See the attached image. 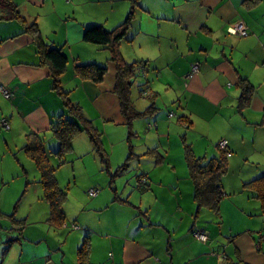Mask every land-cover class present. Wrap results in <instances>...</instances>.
I'll use <instances>...</instances> for the list:
<instances>
[{"label": "crops", "instance_id": "crops-1", "mask_svg": "<svg viewBox=\"0 0 264 264\" xmlns=\"http://www.w3.org/2000/svg\"><path fill=\"white\" fill-rule=\"evenodd\" d=\"M12 1L28 22L38 23L48 42L68 56L61 80L71 100L106 132L126 134L127 121L115 92L116 63L107 48L84 35L90 25L113 29L123 22L130 1H124L118 11L113 1L109 11L100 7L109 0ZM88 3L92 7L79 8ZM3 11L0 7V85L10 90L11 96L6 97L0 88V117L7 118L8 130L19 136L36 132L48 138L49 132L53 133L52 120L60 114L69 116V112L53 88L50 65L41 63L33 35L21 19L4 18ZM236 22L246 25L247 35L228 31ZM119 49L126 61L140 64V93L136 91L140 109H149L147 95L153 90L158 106L164 107L148 120L151 130L147 134L151 140L158 137L159 143L141 144L139 151L155 148L147 153L153 158L162 138L170 139L171 133H178L175 142L179 151L183 150L179 134L197 129L194 132L202 137L206 155H218L220 141L227 139L229 169L239 178L223 175L220 216L213 210L214 215H208L209 208L196 215L195 185L189 169L184 171L180 162L171 159L170 149L165 150L162 164L172 161L174 169L181 167L177 176L172 172L166 180L155 181L147 166L137 177L141 186L138 201L131 198L133 191L120 198L107 180L101 179L89 186L98 185L97 194L87 191L91 199L75 201L79 210L71 212V222L64 208V225L55 227L48 221L58 229L70 227L73 247L66 249L64 242L44 244L46 237L39 236L30 242L42 246L41 253L26 257L30 249L22 241L14 264L29 260L31 264H81L78 250L84 233L89 243L86 264H264V209L255 189L248 185L264 176V0H137ZM92 62L108 66L100 82L76 73L77 64ZM195 62L200 68L190 77ZM241 78L253 85L250 102L244 107L240 105ZM173 104L181 112L177 114ZM181 115L187 116V123L178 120ZM137 122L133 120L132 125L139 130ZM172 125L177 126L175 132ZM3 139L8 143L7 134ZM230 181L235 185L231 193L243 194L233 202L229 200ZM215 216L220 219L219 228L213 224ZM197 230L208 233L209 239L196 237ZM22 236L11 239L21 240Z\"/></svg>", "mask_w": 264, "mask_h": 264}, {"label": "rangeland", "instance_id": "rangeland-1", "mask_svg": "<svg viewBox=\"0 0 264 264\" xmlns=\"http://www.w3.org/2000/svg\"><path fill=\"white\" fill-rule=\"evenodd\" d=\"M110 1H113L112 3H114V7L117 11L123 8L125 5L124 1H130V5L123 20H125L130 11H133L134 13L137 5L136 0H109L108 2H104L105 4H101L100 7H105V9L109 11L111 8ZM94 6L98 8L97 4H94ZM86 7H92V4L88 3L79 5L80 9H85ZM107 50L110 51L108 48ZM147 68L148 71L152 70L150 66ZM139 81L140 76L137 75L131 88V96L134 108L139 111H144L140 109L141 104L138 102V97L136 95V91L140 93ZM154 91L155 90L148 94L147 97L151 100L150 103L148 102L149 107L156 106L157 109L155 108L156 110L153 113H150V110L146 111L144 114L134 117L130 123L127 122L126 134L118 135V131L113 132V134L106 132L103 127L98 126L96 122H93L102 131V135L100 136L101 141L109 158V167L107 169H105L99 154L95 150V144L86 131H81L75 136L73 139L72 150L66 152L63 157L49 152L50 161L56 166L54 173L59 184L63 187L68 186V197L65 199L62 206L65 209L70 222L71 212L73 210L76 212L79 210L75 205V201H78L79 199L82 200L86 197L91 199L92 196H90L87 191L89 192L90 189L94 187L98 189L100 187L98 185L92 187L89 186L98 183L103 178L107 180L106 184L111 191H115L120 198H124L133 191L131 198L138 201V198L140 199L139 188L141 186L137 185V176L139 175V172H142L147 166H149L148 169L151 170V176L155 181L160 180L158 178L166 180L168 177L173 176L172 172L176 174L174 176H177L179 173L176 172L183 170L181 167L178 166L177 169H174L172 167V161L164 164H162L163 161H157L158 156L161 154L165 155V150L170 149L169 153L171 159L177 161V163L180 162L182 166H184V171H188L186 158L185 156L182 158V153L185 155L183 135L187 137L186 140L191 144L195 155H206L203 151L204 145L202 144V137H200L199 133L194 132L198 131L197 129L193 131L188 129L182 130L179 134L183 144V150L179 151L177 143L175 142V137L177 138L178 133H171L172 137L170 139H167V136L162 138V145L160 150L158 149L159 153L156 155L154 154L155 156H153V158L147 156V149L139 151L141 150L139 146L141 144L147 145L159 143L158 137L156 139L154 136V140H151L150 136L147 134L148 131L151 130V123L149 124L148 120L153 117L156 112H159L160 109H164L161 104L158 106V97L153 96ZM172 106L177 109V114L178 112H181L176 104H173ZM133 120H138L136 126L139 130L133 127ZM176 127L177 126L172 125L171 129L173 132H175ZM49 133L51 138H44V135H42V137L45 139V147L49 151H54L59 147V141L52 132ZM6 134L8 143L3 139ZM26 136H19L17 133H14V131H10L4 127L2 128V125L0 124V264H14L16 262L20 255L22 241L27 243L26 249H30L29 252L25 254L26 257H33L34 255L41 253L43 249L42 246L30 242L39 236L44 235L46 237H44L46 239V241L43 242L44 244L50 243L52 245L64 242L66 249L68 250L74 245H72L71 236L68 237V232H70L69 221L68 229H66L65 226L63 229L55 228L56 226L54 227L48 222L50 208L48 200L43 196V185L39 181L40 171L37 169L35 161L27 156L23 149ZM131 146L135 154L131 158H128ZM161 149L163 151H161ZM206 156L211 157L213 155L207 153ZM149 159L156 161L157 164H150ZM125 162H127V165L122 168L121 165ZM227 173L229 177L239 178V175L234 170L228 169L225 174ZM187 179L188 180L186 181L191 183L190 178ZM234 187L235 185L231 184L230 181L229 190L231 191L229 193V200L232 202L243 195L240 191L236 192V194H232L231 192L234 191ZM159 189H161L160 185ZM169 202L171 203V201ZM66 205H69V207H66ZM206 212L209 213L208 215H214L212 210L207 209ZM202 218L203 217L200 216V219ZM256 219L261 220L262 216H256ZM203 220L205 221L206 217L203 218ZM219 221L220 219L215 216L213 224L216 228H219ZM37 229L40 230L42 234L37 232ZM19 235H23L21 240H19L20 237L15 241L11 239L12 237H17ZM86 235L88 234H82V243L84 242V237ZM82 243L79 247L82 246ZM31 263L32 260H29L25 264Z\"/></svg>", "mask_w": 264, "mask_h": 264}, {"label": "trees", "instance_id": "trees-1", "mask_svg": "<svg viewBox=\"0 0 264 264\" xmlns=\"http://www.w3.org/2000/svg\"><path fill=\"white\" fill-rule=\"evenodd\" d=\"M0 7L4 8L2 14L4 18L16 17L21 19L25 23L26 30L33 35L41 57V63L50 65L53 75V88L62 96L67 111L69 112V116L60 114L51 122V130L60 144L57 151L47 150L42 135L36 132H29L23 145L24 152L35 161L40 171L39 181L43 185V196L48 200L50 208L48 221L55 226H62L66 221L62 204L67 198L68 192L66 187L63 188L58 184L54 173L56 166L51 163L49 152L63 157L66 152L73 148V139L75 136L81 131H86L94 142L95 150L99 154L105 169H107L109 167V158L101 141L100 136L102 135V131L91 119L85 116L82 106L71 100L68 92L62 85L61 76L67 69L69 62L68 56L60 48L48 42L42 35L38 23L36 21L28 22L21 15L17 5L12 0H0ZM132 18L133 11H130L125 20L113 29H107L98 24L90 25L87 27L84 35L86 40L110 50L111 59L115 61L117 66L115 92L120 98L121 109L128 123L134 117L146 112L134 108L131 96V88L137 75H139L140 64L138 62L131 63L126 61L119 49L120 41L127 34ZM75 70L77 75L82 78L100 82L107 73L108 66L92 62L77 64ZM241 86L243 91L240 97V105L244 107L250 102L253 85L246 78H241ZM153 107H149L147 111ZM178 120L187 123V116L181 115L178 117ZM262 122L264 123V118ZM183 142L189 174L195 185L194 198L197 203L196 215L200 213L202 208H209L217 216H220L221 200L225 194L222 186V177L229 169L228 157L230 151L220 146L218 155L211 157L197 156L194 154L191 144L187 142L185 135H183ZM154 151L155 148H151L146 153H152ZM134 154L135 152L131 146L128 158H131ZM163 159L164 156L160 155L157 161L160 162ZM126 165L127 162L122 164L121 167L123 168ZM144 182L143 180L142 183ZM248 185H251L255 189L257 197L260 199L264 209V176L251 180ZM78 251L82 261L81 264H86V258L89 252L87 237Z\"/></svg>", "mask_w": 264, "mask_h": 264}, {"label": "built area", "instance_id": "built-area-1", "mask_svg": "<svg viewBox=\"0 0 264 264\" xmlns=\"http://www.w3.org/2000/svg\"><path fill=\"white\" fill-rule=\"evenodd\" d=\"M228 31L233 32V33L238 34V35H241V36L248 34L246 25H244L241 22H236L233 26H229L228 27ZM199 68H200L199 63H197V62L193 63L191 72L189 73V76L192 77L193 75H195V73L198 72ZM0 88H1V90L3 91V93H4V95L6 97H10L11 96V91L8 88H6V87H4L2 85H0ZM172 114H173V112H171V115ZM0 124L6 129L10 128V123H9L7 118H4V117L0 118ZM219 144H220L221 147L228 149V147H227L228 146L227 139H222ZM98 190H99L98 188L94 187V188L90 189L89 193H90V195H95V194H97ZM194 234H195L196 237L200 238L201 240L206 241V240L209 239L208 233H206L203 230H197V231L194 232Z\"/></svg>", "mask_w": 264, "mask_h": 264}]
</instances>
